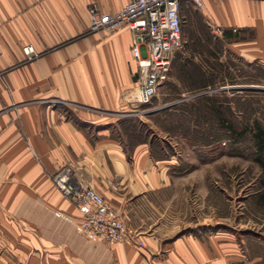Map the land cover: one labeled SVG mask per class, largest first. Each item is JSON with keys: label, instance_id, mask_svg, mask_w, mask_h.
Returning <instances> with one entry per match:
<instances>
[{"label": "crops", "instance_id": "1", "mask_svg": "<svg viewBox=\"0 0 264 264\" xmlns=\"http://www.w3.org/2000/svg\"><path fill=\"white\" fill-rule=\"evenodd\" d=\"M129 1L0 0V264H264L243 237L191 231V172L178 175L173 159L130 137L127 121L143 115L132 33L90 31L93 5L106 15ZM181 18L185 43L198 24L218 28L227 51L264 65V0H182ZM64 166L145 246L79 231L77 207L53 181Z\"/></svg>", "mask_w": 264, "mask_h": 264}, {"label": "rangeland", "instance_id": "2", "mask_svg": "<svg viewBox=\"0 0 264 264\" xmlns=\"http://www.w3.org/2000/svg\"><path fill=\"white\" fill-rule=\"evenodd\" d=\"M188 10L183 14L189 22ZM184 25L191 37L190 25ZM198 25L200 33L176 54L168 82L150 104L141 105L146 113L132 117L133 128L153 139L156 157L175 161L172 171L191 172V231L206 236L221 229L245 238L247 250H264V169L251 130L256 122L264 127V65L227 51L218 36ZM195 67L214 82L194 88ZM207 96L220 100L240 133L206 111Z\"/></svg>", "mask_w": 264, "mask_h": 264}, {"label": "built area", "instance_id": "3", "mask_svg": "<svg viewBox=\"0 0 264 264\" xmlns=\"http://www.w3.org/2000/svg\"><path fill=\"white\" fill-rule=\"evenodd\" d=\"M181 1L130 0L121 10L106 15L95 5L90 8V31L127 29L132 33L131 50L138 77L135 101L141 105L150 104L168 82L175 56L184 48ZM188 1L202 7L206 0ZM214 32L219 38L224 36L221 29ZM23 52L28 59L37 55L31 45L25 46ZM53 181L77 207L81 215L78 230L87 238L145 246L144 241L138 239L139 233L120 218L103 194L94 187L77 184L68 167L59 168L53 174ZM58 214L65 217L61 212Z\"/></svg>", "mask_w": 264, "mask_h": 264}, {"label": "trees", "instance_id": "4", "mask_svg": "<svg viewBox=\"0 0 264 264\" xmlns=\"http://www.w3.org/2000/svg\"><path fill=\"white\" fill-rule=\"evenodd\" d=\"M190 76L193 80V87L197 88V87H206L208 86V84L214 82L213 77L209 78L206 74V72H204L202 70L201 67H195V69H193L190 73ZM204 104L207 109L206 111H210L212 114L217 116V119L219 120V122H221L222 125H226L228 127V130L231 133L234 134H238L240 132H238V129H236V127L233 124H230L229 120L227 119V117L225 116V113L223 111V106L220 103V100L218 98H216L215 96H207L206 98H204ZM133 118L129 119V121H127L128 124H126V129L127 131H129V135L132 139L137 138V139H144L146 141H149L151 143V148H152V153L153 155L156 157V152L153 149V139H148V138H144V136H140L141 135V131L137 128H133L134 123L132 120ZM128 127L130 129H128ZM247 129V126H245L243 128V130L241 131L242 133H244ZM251 130H253V137H254V142H255V146H256V151H257V156L256 159L261 163V165L263 166L264 169V127L261 126L258 122H256L252 127ZM247 131V130H246ZM138 134H140L138 136ZM159 158V157H156Z\"/></svg>", "mask_w": 264, "mask_h": 264}]
</instances>
